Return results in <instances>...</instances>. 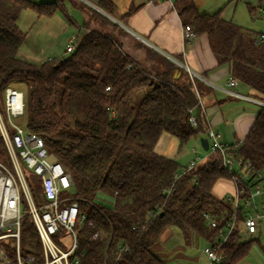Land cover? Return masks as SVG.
Returning <instances> with one entry per match:
<instances>
[{"label":"trees","instance_id":"16d2710c","mask_svg":"<svg viewBox=\"0 0 264 264\" xmlns=\"http://www.w3.org/2000/svg\"><path fill=\"white\" fill-rule=\"evenodd\" d=\"M184 1L180 14L191 16L186 26L196 36L208 34L219 65H229L232 78L264 100V42L224 19L222 11L200 13L192 1ZM64 2L0 0V105L6 88L26 87L25 128L43 139L50 157L72 176V193L87 216L78 236V253H84L79 264H166L154 249L172 228L179 229L187 243L193 237L215 243L234 213L232 202L214 193L220 179L231 180L219 151L187 172L177 160L156 151L164 134L178 138L182 151L192 138L207 133L196 80L187 72L184 81L174 80L167 59L165 71L144 68L112 33L91 29L92 19L78 35L72 53L40 64L21 59L19 50L26 39L19 26L21 13L32 10L53 17ZM99 7L113 15L111 0H100ZM132 13L130 9L123 18ZM92 16L115 26L97 12ZM141 90L147 93L134 104L133 97ZM238 154L252 164L253 170L241 172L253 183L259 172L264 173V108ZM9 161L0 137V162ZM27 180L39 202V179L27 174ZM237 212L219 264H240L258 243L257 238L243 235L245 209ZM207 214L218 220L217 227L211 226ZM13 241L5 250L16 262ZM21 251L38 264L44 262L29 216L21 225Z\"/></svg>","mask_w":264,"mask_h":264},{"label":"built area","instance_id":"2783aa9c","mask_svg":"<svg viewBox=\"0 0 264 264\" xmlns=\"http://www.w3.org/2000/svg\"><path fill=\"white\" fill-rule=\"evenodd\" d=\"M258 11L264 21V4ZM185 36L187 40L196 36L188 25L185 27ZM256 41L263 43L264 33L257 35ZM75 47V41L71 40L67 53H72ZM191 78L195 80L193 75ZM237 82L236 78H231L230 85H236ZM196 92L202 106L201 95L198 90ZM25 107L24 92L13 86L6 88L4 110L0 106V137L12 168L0 162V240H14L16 264H38L33 256H24L21 251V225L25 216H29L42 244L44 262L41 264H79L84 253H78V236L87 216L81 212L79 199L72 193V176L62 163L50 157L40 136L14 121L25 116ZM191 123L196 126L194 117ZM205 135L209 141L208 151H219L223 167L237 188L235 196L229 198L234 207L232 220L227 223L225 231L219 234L218 241L204 249L209 264H219L223 259L222 246L235 226L239 208L245 209L243 235L256 234L264 223V200L262 203L257 202V197H264V173L259 172L254 182H249L241 171H251L253 166L238 154L243 142L224 146L210 128ZM199 162V159L193 161L185 172L192 170ZM27 174L39 179V202L32 192ZM206 217L212 227H217L218 220L210 219L208 214ZM97 237L98 234H95Z\"/></svg>","mask_w":264,"mask_h":264},{"label":"crops","instance_id":"0c3cea01","mask_svg":"<svg viewBox=\"0 0 264 264\" xmlns=\"http://www.w3.org/2000/svg\"><path fill=\"white\" fill-rule=\"evenodd\" d=\"M111 1L115 6L113 15L106 13L99 7L100 0H65L63 8L67 13L70 12L71 8L80 12L84 22L81 31L85 29L86 22L92 19L89 25L91 29L101 28L108 33H112L122 49L135 58L144 68L165 71L167 65L163 60L167 59L172 63L171 74L174 80L184 81L183 76L186 72L189 76L193 75L201 95V110L205 115L208 129L210 128L218 135L219 142L224 146H233L239 142H244L259 113L264 108V100L258 92L238 80L236 85H230L232 78L230 67L226 64L219 65L218 57L212 48L211 38L208 34L195 36L192 40L186 39L185 27L190 22L191 16H182L180 12L187 2L184 0ZM190 1L193 2V0ZM67 2L70 3V6H68L70 9L65 6ZM193 3L200 13L210 14L201 11L196 3ZM130 9H133L134 13L123 18V15ZM93 12L108 18L115 26L104 24L95 16H92ZM77 37L76 34L72 35L69 43L71 40L76 41ZM19 57L24 60L27 59L21 54L20 50ZM50 59L52 58L47 60ZM203 138H206L205 134L194 137L193 140L195 143H200L202 149L205 150L201 142ZM193 140L191 139L189 143H192ZM170 142V137L165 138L161 146L158 143L156 151L167 156L166 151ZM195 143L191 152L194 157H190V161L183 163L184 157L187 158L186 154H182L180 155L181 158L175 159L182 165L184 170L195 159H199V164H202L212 154L210 152L205 156L200 155ZM159 148L160 150H158ZM236 189V185L232 180L224 178L215 184L214 193L220 199H229L235 196ZM101 198L111 201V198L104 195H101ZM261 198L259 203L264 200V197ZM263 227L264 223L261 224L256 234L244 236L246 239L258 237V246L264 257V247L261 246L259 241V236L263 233ZM172 229L166 230L161 238L159 245L165 243V246L159 248V245H157L155 249L165 250L168 248L174 250L178 244H182L174 236ZM195 242L196 237H193L192 241L186 242V248L183 246V249H186L184 256H172L167 260H163L166 264L181 263L182 261L184 264H198L203 256L208 259L203 251L199 253ZM207 243L205 241L206 245ZM154 252L160 257L156 251ZM179 257L182 261H178L181 260ZM160 258L162 259V257ZM0 262L1 264H16L9 257L4 247H0ZM207 264H209V260Z\"/></svg>","mask_w":264,"mask_h":264},{"label":"rangeland","instance_id":"374dc122","mask_svg":"<svg viewBox=\"0 0 264 264\" xmlns=\"http://www.w3.org/2000/svg\"><path fill=\"white\" fill-rule=\"evenodd\" d=\"M34 1L41 2L43 0ZM193 2H195L203 12L213 14L222 11V16L224 18L237 23L247 32L255 35L264 33V21L261 19L258 11L259 7L261 6L260 0H193ZM65 6H70V3H65ZM250 7H253L254 11H251ZM68 8L70 9V7ZM69 11L70 12L67 13L64 8H60L53 17H38V15L32 10H25L21 13L19 19L20 28L26 34V39L22 47L20 48V52L24 57L27 58L26 60L40 64L48 58H56L63 55H68V53H66V48L69 44L70 37L75 34L79 35L84 25L79 11L73 10L72 8ZM19 89L26 92V87L24 86H21V88ZM146 93L147 90H141L136 93L133 97V103L138 104L139 102H141ZM1 107L2 110H4V105H2ZM14 121L18 125L25 127L26 116L19 117ZM169 137L171 138V142L168 144V150L166 151L167 157L178 159L180 155L186 154L187 158L184 157L183 163H186L188 160L190 161V157H194L191 153L193 144L195 143L193 140L194 138H192V143H188V145L185 146L182 151H179V139L169 134H164L163 137H161L162 140L159 143L160 146L161 144H163V140ZM195 144L197 145L196 148L198 149L200 155L205 156L210 153V151L208 150H203L200 143L196 142ZM158 150H160V148ZM5 165L9 169L12 168L10 161L9 164ZM261 199V197H257V202H260ZM24 211L25 209L22 208V212ZM172 230L175 234L174 236L180 240L179 243H182L184 245L178 244L174 250H170L168 248L165 250L154 249V251H156L158 255H160V257L165 260L172 256H184L186 251V249H183V246L185 247L186 242L185 239H183L182 233L177 228H173ZM247 239H250V237ZM10 240L11 239L0 240V247L5 248ZM259 241L261 246L264 247V227L262 235L259 236ZM195 244L199 253H201L202 251L204 252V249L209 245V243H207L206 245L205 241L199 237H196ZM161 246H165V243L159 245V248ZM261 251L262 250L259 249L258 243L255 242L252 246L250 254L243 261H241L240 264H264V257ZM179 258L181 259V257ZM178 261H182V259ZM207 263L208 259L203 256L198 264ZM171 264L184 263L182 261L181 263L172 262Z\"/></svg>","mask_w":264,"mask_h":264},{"label":"water","instance_id":"95a60500","mask_svg":"<svg viewBox=\"0 0 264 264\" xmlns=\"http://www.w3.org/2000/svg\"><path fill=\"white\" fill-rule=\"evenodd\" d=\"M201 142H202V146H203V148H204L205 150H209V141H208V139H207V138H203V139L201 140Z\"/></svg>","mask_w":264,"mask_h":264}]
</instances>
